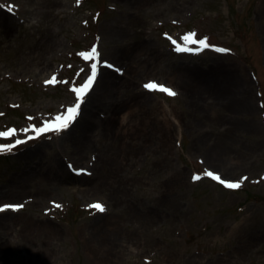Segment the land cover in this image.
<instances>
[{
  "label": "rangeland",
  "instance_id": "obj_1",
  "mask_svg": "<svg viewBox=\"0 0 264 264\" xmlns=\"http://www.w3.org/2000/svg\"><path fill=\"white\" fill-rule=\"evenodd\" d=\"M0 6V264H264V0Z\"/></svg>",
  "mask_w": 264,
  "mask_h": 264
},
{
  "label": "snow or ice",
  "instance_id": "obj_2",
  "mask_svg": "<svg viewBox=\"0 0 264 264\" xmlns=\"http://www.w3.org/2000/svg\"><path fill=\"white\" fill-rule=\"evenodd\" d=\"M77 2L79 3V0H77ZM0 7H2V6H0ZM12 7H14V6H9L10 11L12 10ZM194 35H195L194 33H188L184 37H182V40H184L186 42V44L187 43H194V42H196L193 40ZM169 39H171V37H169ZM172 42H173V44H176L175 41H172ZM199 44L203 45L204 47L208 46L205 40H200ZM190 50L191 49H189L186 46L185 47L176 46V51H178V52L190 51ZM217 50L221 51V52L227 51L226 49H217ZM80 55H82L83 58H85L86 60H97V58L99 57L100 54L98 53L96 47L93 46L89 52L81 53ZM108 67H112V66L108 65ZM97 69H98V60H97V62H94L91 64V72L88 75L85 83L83 85H80L79 87H73V89H71L76 94V97H77L76 104L72 107H69L65 113L57 115L52 121H45L43 127L39 128V129H35L33 126V130H35L37 132V135H39L41 132H47L50 130L60 131V130L66 129L69 126V124L75 119V117L78 113L80 104L83 101L84 96L90 90V88H91V86H92V84L96 78ZM81 71H83V70H81ZM55 82H57L55 75H53V77L49 81H46V83H55ZM144 87L148 90H158V91L164 92L169 96H175L176 95V93L173 90H171V89H169L163 85H159L155 82H149L148 84L144 85ZM29 119H31V118H29ZM16 131H17L16 129H8L4 132H0V137H9V136L15 135ZM21 131H28V129H24ZM29 139H31V137H29ZM20 143H23V141H21V140L15 141V144H20ZM14 146L15 145H0V152L6 151V150H11V148ZM205 175L217 180L219 183L223 184L225 187L232 188V189L239 188L241 186V183L243 182V180L246 179V178H242V180L240 182H229V181L222 180L218 175L213 174L212 172H206ZM199 178H200L199 176L194 177V179H199ZM4 207H6V208L7 207L18 208L21 206L6 205ZM57 207H59V205H57ZM90 207H94L101 212L105 210L104 206L100 203H96L94 205H91ZM0 210H2V209H0Z\"/></svg>",
  "mask_w": 264,
  "mask_h": 264
}]
</instances>
